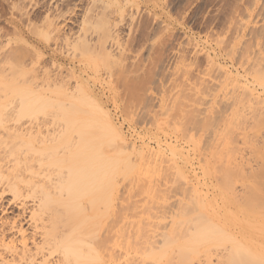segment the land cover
<instances>
[{"label":"rangeland","instance_id":"rangeland-1","mask_svg":"<svg viewBox=\"0 0 264 264\" xmlns=\"http://www.w3.org/2000/svg\"><path fill=\"white\" fill-rule=\"evenodd\" d=\"M262 27H264V0H0V101L3 103L0 104V118L5 116L12 118L6 123L12 127L20 125L25 128L35 125V122L40 123V129L32 128L31 133L13 134L8 137L2 136L3 130L0 127V137L3 139V142L0 141V148L5 146L16 148L17 146L18 149L28 150L33 158L26 162L21 159L17 163L15 160H1L0 170H10L20 165H32L34 170L40 167L46 168L48 170L43 182L36 184L38 187H41V184H48L46 191L50 192L52 190L50 185L57 177L55 167H49L46 152H34L28 149L23 142L33 143L34 147L41 146L50 150L54 145L63 146L59 143L60 141H57L59 135L64 137L65 132L68 133H65L66 135H70L69 133L76 135L78 129L83 131L90 123L89 125L92 124L94 127L93 132L97 133L96 131L99 130V135H101V130L98 127L101 125L107 127L102 135L106 139L103 138L104 140L101 141L102 136H99L100 147L103 149L100 151H105V154H101L102 157L110 155L108 158L111 161L119 153L117 151L122 149L118 156L122 159L130 156L128 159L130 161L135 159L138 150L142 149L143 155L148 158H140L138 155L137 157L140 158V162L143 161L141 163L148 166L149 170L145 166L143 169L147 171L145 175H142L143 164H140L139 158L136 157L133 163H138L137 168L141 169L139 173L142 176H148L149 181L152 180L153 185L151 186L154 189L165 191L166 195L161 191L160 193L167 198L168 205L171 203L169 205L171 207L166 206L165 198L164 203H160L162 196L157 194L159 192L157 191L156 195L159 196L157 205L159 203L162 205L154 209L160 210V213L163 210L162 207H164L162 212L169 213L177 202L176 196L180 197L181 190L187 188L186 185L189 184L184 185L185 182L179 179L183 184L181 185L178 181V173H176L177 179L175 175H172L174 170L176 172V168L169 167L174 169L172 171L165 166L166 162L170 161L167 157L172 158L169 151L174 149L173 151L177 153L175 158L178 161L180 160L179 155L186 152L189 156L188 160H191L180 168L181 171L189 180L188 177L193 176L191 173L194 172L200 177L201 169L198 163L200 157H203L209 149L210 142L206 143L205 135L206 132L208 135V131H211L210 128L213 129L209 132V137L215 129V132H218L219 127H221L219 130L222 132L221 135L225 136L222 128L228 127L229 133L224 132L228 134L227 139H230L229 142L232 143H226L230 144L228 145L230 149L235 146L236 150L239 146L237 150H240H236V154H238L237 157L239 156L238 160L242 161L246 174L254 169L258 171L264 159L260 155L262 160L257 159L253 150L256 147L258 150L264 149V126H258V134L254 133L252 137L250 135L251 144H245L240 136L243 137L241 133L244 126L247 132H250L252 116L245 109L249 115L245 113L246 120L244 117L240 120L232 118L231 112L233 99L244 90L243 85L247 84L252 88L256 86V90L260 92L264 89V83L259 84V81L251 78L257 69L253 72L250 65L248 66V63L251 64L252 61L256 64L257 58H264ZM240 63L243 64L242 67ZM243 68H248V71L244 69L245 73H243ZM250 71L253 73L251 74ZM239 74H242L241 78L237 77ZM253 80L255 83L252 85L250 83L254 82ZM246 81L251 82L248 84ZM44 83L49 86L42 88L41 85ZM257 84L262 86L258 87ZM32 88L36 91L41 90L37 93H42L45 97L36 95L37 99H32V95L37 94L36 91L33 92L34 94H27L30 93L29 89L33 91ZM263 91L260 93L261 97H264ZM27 96H31L29 98L33 100L31 105H29L30 100L26 101ZM48 102L50 105L46 106ZM227 104L229 105L225 106ZM261 105L254 107V109L257 108L258 116L264 115V105ZM98 106L99 108H95ZM82 108H88V110L90 108L93 112L89 113L85 110V114ZM214 111L222 112L224 116L227 115L223 120L219 117V120L217 116L220 113L215 114ZM206 117H214L217 123L219 120V125L213 118L212 126L208 125L206 128L205 120L210 121L211 119ZM229 118L232 120L229 121ZM101 121H104L106 125ZM83 122L85 128L82 127ZM99 122L101 125L97 126ZM231 124L232 129L229 128ZM202 127L205 128H203L204 132ZM91 128L92 126L88 129ZM113 134L114 143H107L109 141L107 136L109 135L110 140H113L111 138ZM115 135L119 138L123 137L116 141ZM188 136L192 137L193 141L188 139ZM232 137L235 140L231 139ZM40 141H44V144L41 145ZM63 141L69 147L73 142L76 143L75 137L72 136L70 141L65 138ZM144 142H147V145ZM193 143H197L198 146H193ZM115 144L116 146H113ZM115 147L120 149L117 150ZM161 147L165 150H161ZM196 147L199 150L196 151ZM130 152H135L136 155L135 153L131 155ZM158 152L163 153L160 159H157ZM133 155H135L134 158ZM164 156L168 161L166 158V161L164 160ZM125 159L124 161L127 160ZM155 161L156 164H154ZM123 167L120 165L116 176L113 174L114 184L111 190L112 197L111 195L110 197L115 200L112 204L114 203L116 208H119L122 200L127 197L135 202L140 192L139 185L144 187L145 184H152L144 181V177L139 173L136 174L138 170L136 168L137 170L133 172L136 174L135 180L141 177L138 179L141 181L137 180L139 183L137 182L136 185V181L131 179L135 177L133 176L135 174L132 177H124ZM120 170L122 172H119ZM25 172H28L25 173L27 176L30 175L29 170ZM122 175L123 177H120ZM3 176H7L6 173ZM24 179L27 180V178ZM189 180L186 181L191 182ZM129 181L135 182L133 189L135 190L138 186L135 190L138 193L133 190L131 193L128 190L133 185L132 182L128 188ZM140 182L143 184L141 185ZM166 182L168 184L167 188L165 187L166 190L160 189L164 187L163 184L166 186ZM36 184L28 187L17 177L7 180L0 177V229L3 227L7 229V225L16 221L17 227L27 234L29 243L33 240L34 225L40 224L43 220L46 221L47 217V213L32 206L35 201L34 195L39 194L35 192ZM156 184L161 186L159 188L156 186V188ZM242 189L243 186L239 182L233 187L234 192L238 194L242 192ZM127 190L131 196L137 194L136 199L135 195L134 198L130 197V194L128 196ZM51 194L54 199L59 197L54 192ZM144 194L139 199L144 200L147 196ZM142 196L145 197L142 198ZM132 211L126 212L132 213ZM136 211L138 212V208L134 210ZM103 214L108 216L111 213ZM104 215L102 216L105 217ZM49 224L50 220L47 221V225ZM11 237L12 234H8L5 241ZM13 237L20 240L19 235ZM34 242L41 244L38 235ZM48 252L50 256L47 255L46 258L52 261L57 259L56 251L49 250ZM5 259L8 260V257L5 256ZM9 264L13 263L9 261Z\"/></svg>","mask_w":264,"mask_h":264},{"label":"bare ground","instance_id":"bare-ground-1","mask_svg":"<svg viewBox=\"0 0 264 264\" xmlns=\"http://www.w3.org/2000/svg\"><path fill=\"white\" fill-rule=\"evenodd\" d=\"M261 30H262V34L261 32L260 34L263 35L264 27H262ZM259 55H257V57ZM253 62L254 61H252L251 64L248 63V66L250 65L252 71L253 70L255 71L256 69L257 71H255V73L251 75L252 77L251 76L250 77L254 80L256 79L257 81H259L258 82L259 84L262 83L263 85L264 58L263 57L257 58L256 64ZM252 64H254V66ZM239 65H241L240 67L243 66V64L241 63ZM248 66L245 65V67ZM255 66H257V68H255ZM250 67L249 69L251 70ZM244 69L247 70L248 68H243V73H245ZM252 71H250V73ZM225 74L228 75L227 73ZM241 75L242 74H239L237 75V77L239 78L240 76L241 78ZM255 81L251 83L249 81L248 82L250 84L252 83L254 84ZM259 84H257L258 87L262 86V85L259 86ZM48 86L49 84L47 83L41 85L42 88ZM243 86H244L243 88L244 90H242V92H240V94L238 96H235V98L233 99L232 102L233 110L231 114H233L232 118L235 119H240L241 117L243 118L244 116L249 114L252 116V117L249 116L253 119L252 124L249 123L250 132H252V134H249L250 132H247V129L245 128L246 126H244L245 123L243 125L244 126L243 129L239 128L240 130L242 129L241 134L243 136V137L240 136V138L243 139V142L245 144L247 143L251 144L250 139L253 136V134L254 133L255 135L258 134L257 133L258 126H264V115H260L262 112H259L260 116H258L257 115L258 112L256 110L257 108L254 109L255 106H259L261 104H262L261 106L264 105V97H261L260 94L264 89L263 90L260 89L261 90L260 92L256 90V86L255 88L249 86L252 89H250L247 84ZM30 90L31 89H29L28 91L30 93L27 94H31L36 91L33 89V91L31 92ZM37 91H41V90H37ZM36 95L42 96V98L45 97L42 93H37L35 95H32L33 97L32 99L35 98L37 99ZM81 96L80 98H82ZM27 97H26V101H29L31 99L29 97L31 96L28 97L29 99ZM81 100H83V98ZM32 101L31 100L29 101V105H31ZM78 102L80 103L81 101L78 100ZM24 103L25 101L23 102V104ZM0 104L3 103H1L0 101ZM47 104L50 105L49 102L46 103V106ZM228 105L229 104L225 106ZM95 108H99V106ZM245 109L249 112V114H247L248 112L245 111ZM82 110H84L83 111L84 113L85 110L89 111V113L92 111L90 110V108L89 110L88 108L87 109L82 108ZM217 112L219 111L216 112L214 111L215 114ZM225 116L221 112L217 117L219 120H220L219 117H222L223 120ZM209 118H211L210 121L205 120L206 123L203 122L205 123L206 128H208V125L212 126L214 120L216 121L214 117H209ZM11 119L12 118L7 116L0 118V127L3 130L1 134L4 137H8L13 134L31 133L32 128L35 127L40 129L39 122H35L34 123L35 125H29L28 127L25 128L21 127L20 125H16L13 127L9 126L6 123ZM230 119L231 118H229V121ZM219 120L218 123H220ZM236 121L238 122V120ZM42 122H44V120ZM103 122L104 121H101V123ZM85 123L87 122L85 121ZM85 123L82 124L84 125L82 126L84 128L86 127ZM194 123H196V121ZM218 123L216 121V124ZM88 125L86 129L83 128L84 130H86V132L82 129L85 133L81 130L79 131L78 129L77 131L78 134L76 135L72 133H69L70 135H66L68 134L66 132H65L66 134L64 133L66 136L63 134L64 137L59 135L58 136L59 139H57V141H60L59 143L63 144V146L58 147V145H54L51 147L50 150L44 149L41 146L34 147L33 143L23 142L28 146V149L33 150L34 152H38V153L46 152L47 153L46 159L50 161V162L47 161V163H49V167L50 168L55 167V172L57 173V177L54 183L50 185V188L52 189L50 192L46 191V186L48 184H41V187H38V184H36L39 183L40 181L43 182V178L46 176L47 174L46 171L48 170L46 168L43 169L40 167L37 170H34L32 169V165H28V166L20 165L19 167L16 166L14 168H11L10 170H4V171L2 169L0 170V177L5 178L6 180L8 178L17 177L20 179L21 182L24 183L25 186L33 187L36 184L38 189L36 188L37 190L35 189V192H38L39 194L34 195L35 201H33L34 204H32V206L34 205L40 211L47 213L46 221L43 220L40 222V224L34 225L33 240L30 243L25 231H22L17 227L16 221H14L11 225H7V229L4 227L0 229V264H9V261L12 262L13 264H264V161L262 164L260 163L261 165H259V168L261 169H259L258 171L257 169H254L251 172H248L249 174H246V171L243 167L244 165L242 161L238 160L239 156L237 157L238 154H236V150L238 149L239 146L237 147L236 150L234 149L236 148L235 146L234 148L233 146H231V148L234 149L233 150L230 149V146H228L230 144L226 143V142L232 143L229 142L230 139L229 140L227 139L228 134L224 132V131H228L229 133L228 127L224 126V128H222L224 131L221 129V131H223V134L224 133L226 134V135L224 134L225 136L221 135L222 132L219 131L221 127L218 128L217 130L218 132H215L216 131L215 129L213 133H211L212 134L211 137H209L210 136L209 132H211L213 128H210L211 131L210 130L208 131L209 136L207 135L206 132L205 140L206 143L210 142L209 145L211 147L208 146L209 149L207 151L205 150L206 151L204 153L205 155H203V157H200L201 159L200 162L198 163V166L201 169V176L200 177L197 176L195 172L194 173L190 172L191 174H193V176L190 175L192 178L188 177L190 178V180L187 179L186 174L183 173L180 168L182 166H185L186 163L191 159L188 160L189 156L185 152L179 155V159H180L179 161L176 160L175 156L177 153L173 151L174 149L171 151L168 148L169 144H167L168 147L166 146V148H168L171 151V152L169 151V155L171 153L172 158L167 157L168 159H170V161H168L166 156H164V160L166 158L168 161L166 162L167 165L165 166H167V169L171 166L173 168H176V172L172 168H169V170L172 169V171L174 170L175 173L172 171H168V170L167 171L172 172L173 173L172 175H175V177H176V173H178L177 174L178 181L180 182L179 179H181L182 182H185L184 185H186L187 183L189 184L186 185L188 189L184 188L185 190L184 189L181 190V188L178 187L179 190L182 191V193L180 191L181 193L179 195L180 197L176 196L175 200L178 198L177 202L172 209L170 208L171 210L169 211V213L162 212L164 211V207H162L163 210H161L160 213V210L156 211V209L154 208L162 205L160 203L161 202L164 203L165 199L167 200V198L163 196V194H165V191L162 192L160 190L161 193H163L161 194L159 190H156L154 189V187L151 186L153 185V183L152 180L149 181V178H147L148 176L147 177L142 176L145 175L144 173H146L147 171L143 168L146 166L148 169L147 165L141 163L143 161L140 162V158L147 157L143 155L141 151L142 149L140 151L138 150L137 153L136 148L134 147L137 155L140 158L137 157L136 153L134 152L136 157L139 158L140 164H143V166L141 165L142 170L140 168H137L139 167L137 165L138 163L137 164L133 163V160L136 161V157L135 159L130 161H128V159H130V156H128L129 158H126L127 160L125 158L123 159L120 158L118 154L121 153L122 149L120 151H117L119 153L116 152V149L118 150L119 147L118 148L115 147L116 148L115 153H117V155H115V157L111 156L113 157L111 161L109 160L110 158H108L110 157V155L109 156L107 155V157L106 155H104L106 159L108 158L107 161L104 157L101 156V154H105V151H100L103 149L100 147V142H99L100 141L99 136H102L104 134L103 130L106 131L107 127L104 125L102 126L99 122L97 125V126L101 125V127H98L101 130L100 132L101 135H99L98 132L99 130L96 131L98 133L97 134L93 132L94 130L93 125L91 124L89 125V127ZM91 126L93 129L92 128L88 129ZM231 127L232 124L229 128L232 129ZM203 128L204 127H202V130L204 132L205 128L204 129ZM71 136L75 137V141L77 144L73 142L69 147V145H67V143L64 142L63 140L65 138L68 141H70ZM117 136H119V134ZM189 136L188 139L193 141L192 139L193 135L191 138ZM107 137H108L107 140H109L107 141V143L108 142L114 143L113 142L114 134L113 137H111L113 138V140H110L109 135ZM121 137L120 138L117 137V139L115 140L117 141L118 138L121 139ZM254 137L252 138L253 141H254ZM103 138L106 139V137L102 136L101 141L104 140ZM228 138H230V136H228ZM211 139L213 141H211ZM231 139L234 138L232 137ZM122 140H119V142H121ZM223 140L225 141L222 142ZM0 141L3 142V139L1 137H0ZM40 143L42 145L44 144V141H40ZM116 144L113 146H116ZM145 144L147 145V142ZM145 144L143 146H145ZM156 144L158 145V143ZM196 144L193 143V146ZM159 147H156V149H159ZM174 148L176 149V146ZM177 148H179V146H177ZM204 148L206 149V147ZM162 149L163 147H161V150ZM181 149L183 150V148ZM164 150L165 149H163V151ZM195 150L197 151L199 149H197L196 147ZM257 150H258L257 147L253 150L256 154L257 159H260L261 158L260 156H262L263 157L262 159H264V155H263L264 151H260L264 149L261 148L258 151ZM133 151L134 150H132V152ZM132 152H130L131 155L134 154ZM162 154L163 153L159 154V156H157V159H160V155L162 156ZM135 155H133V158ZM197 155H195L196 158ZM5 159H8L9 161L15 160L16 163L21 159H23L25 162L27 160H33L32 155L28 150L22 148L18 149L17 146L16 148L15 147L6 148V146L0 148V161ZM124 159L126 161H124ZM162 160L160 161L163 163L164 161ZM38 161H40L39 158ZM144 163H148V162H144ZM149 163H151V161ZM38 164L41 165V163ZM154 164H156V161L154 162ZM120 165L124 166L123 167L124 177L125 176L132 177L133 174L135 173L137 174L141 170V174L142 171L143 174L141 175L139 173V175L144 177L143 178L144 181H148L149 183L152 184L150 185L145 184L146 186L144 185V187L138 184L140 189V192L138 193L135 190L138 188V186L136 187V185L138 181H141L138 180L139 178L141 179V177L138 176L139 178L137 179L138 180L137 181L135 180L136 174L133 175L135 177L134 178L132 177L131 179H134V181H136V185H135L136 188L135 190L133 189L135 182L132 181L133 182L132 185V182H130L131 181L130 180L128 184V188L130 187L129 185L132 186L129 189L128 188L127 189L131 193L132 190L135 191V193L136 192L138 193V195L134 194L135 199L137 195L138 201H136L137 200L136 199L135 200L136 203H135L132 200V198L130 199L129 197H127V199H124L125 201L122 200L123 202H121V204L119 203L120 207L116 208L115 204L114 203L112 204V202L115 200L111 198L112 197L111 190L114 184L112 182L114 180L113 174H115L116 176ZM136 168L140 170L138 171ZM26 170L30 171L29 176L25 174L28 173L25 172ZM134 170L135 171L137 170V172L133 173ZM119 172L122 171L120 170ZM4 173H6L7 176H3ZM123 175L120 177H123ZM157 175L158 174H156V176ZM24 178H27V180H25ZM159 178L161 179V177ZM186 180H189L191 182H188ZM157 181L156 182L153 181V182L158 183ZM143 182L142 183L140 182L141 185L143 184ZM237 182H239L243 186L242 192L239 194L234 192L233 190V187ZM167 185L168 184L166 182V186L163 184L164 186L163 188L160 187L161 185L158 186L157 184L155 185V187L158 186V188L160 187V189L166 190L165 187L167 188ZM181 185L183 184L181 183ZM204 188L206 190H204ZM128 190H127L128 196L130 194V197L134 198V195L131 196V193ZM108 191H110L111 194ZM157 191L159 192L157 193ZM14 192L16 193L15 190ZM51 192L56 193L59 197L57 199H54L52 197ZM107 193H109V196H107L108 195ZM156 193L162 196L160 198L161 201L159 205H157L159 201V196L156 195ZM143 194L145 196L147 195L146 198L144 200L139 199L140 196ZM175 194L177 195V193ZM145 196H142V198ZM167 202L168 200L165 202L166 206L168 205ZM99 205H101L102 207H100ZM137 208H138V212L137 211L134 212V210H137ZM128 210L130 211L133 210V211L132 213H127L126 211ZM103 213H106L107 215L108 213L111 214L106 216ZM119 213H123V214H119ZM101 214L104 215L105 217H103ZM49 220H50V224L47 225V221ZM8 234H12V237L9 238L8 241H5L6 238L8 237ZM16 235H19L20 237L19 241L15 237H13ZM37 235L41 239L40 245L34 242V239ZM49 250L56 251L58 253L56 260L52 261L51 259L46 258L47 255L50 256L48 252ZM5 256L8 257V260L5 259Z\"/></svg>","mask_w":264,"mask_h":264}]
</instances>
